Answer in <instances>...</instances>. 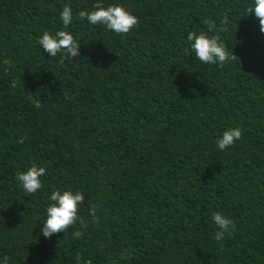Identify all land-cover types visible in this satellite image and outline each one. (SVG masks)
I'll list each match as a JSON object with an SVG mask.
<instances>
[{
	"label": "trees",
	"instance_id": "trees-1",
	"mask_svg": "<svg viewBox=\"0 0 264 264\" xmlns=\"http://www.w3.org/2000/svg\"><path fill=\"white\" fill-rule=\"evenodd\" d=\"M94 2L0 0V258L264 264V32L252 0H104L138 17L127 34L81 20ZM64 5L81 46L73 60L37 44L43 31L63 29ZM224 15L219 35L234 56L203 64L186 35ZM229 127L242 138L219 151ZM33 163L47 172L27 194L15 176ZM58 188L83 191L81 220L45 238ZM216 212L235 224L220 242Z\"/></svg>",
	"mask_w": 264,
	"mask_h": 264
},
{
	"label": "clouds",
	"instance_id": "clouds-1",
	"mask_svg": "<svg viewBox=\"0 0 264 264\" xmlns=\"http://www.w3.org/2000/svg\"><path fill=\"white\" fill-rule=\"evenodd\" d=\"M248 12L255 14L261 32H264V0H252ZM78 15L81 20H86L91 25L102 26L116 34H127L139 23L138 17L123 4L116 2L106 6L104 0H95L90 9L82 10ZM60 20L63 29L55 32L43 31L37 39V44L52 58L60 54L73 60L74 57L79 56L81 46L71 31L67 30L73 22V11L70 6H63ZM205 23L208 27L207 32L190 31L187 33L188 48L186 51L194 54L195 59L203 64L223 66L234 56L232 50L226 48L219 35L226 30L225 26L230 23V18L228 15H224L219 20V24L212 18H208ZM230 51L231 55H229ZM242 132L240 127H229L224 130L216 138L217 149L224 151L233 146L236 141L242 138ZM19 142L23 143L24 138H20ZM46 172V167L33 163L24 171L17 172L15 179L25 193L35 194L43 188L41 178L46 175ZM48 199L50 203L46 208L45 220L40 225L41 234L45 238H50L57 233H64L70 226L81 220L78 212L85 200V195L81 190L58 188L51 192ZM88 212L95 222L98 219L96 206L90 205ZM212 222L218 229L214 236L217 242L222 241L226 235H231L235 230L233 220L221 212L212 215ZM73 236L79 238L81 232L75 231ZM0 264H10V258L6 255L3 256L0 258ZM84 264H90V262L84 261Z\"/></svg>",
	"mask_w": 264,
	"mask_h": 264
}]
</instances>
